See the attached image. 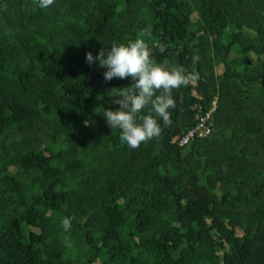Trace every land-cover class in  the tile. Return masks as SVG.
Instances as JSON below:
<instances>
[{"label": "trees", "instance_id": "trees-1", "mask_svg": "<svg viewBox=\"0 0 264 264\" xmlns=\"http://www.w3.org/2000/svg\"><path fill=\"white\" fill-rule=\"evenodd\" d=\"M148 28L189 82L131 149L86 53ZM0 264H264V0H0Z\"/></svg>", "mask_w": 264, "mask_h": 264}, {"label": "clouds", "instance_id": "clouds-1", "mask_svg": "<svg viewBox=\"0 0 264 264\" xmlns=\"http://www.w3.org/2000/svg\"><path fill=\"white\" fill-rule=\"evenodd\" d=\"M35 3L39 9H47L54 0H35ZM147 36L150 28L141 30L134 40L112 42L110 48L101 49L95 57L92 52L86 53L89 66L96 63L98 68L106 69L105 81L128 77L133 81L130 87L116 89L117 99L113 102L118 105L116 110H104L102 114L107 126L119 130L121 142L131 149L160 136V121L171 123L169 110L175 106L173 90L189 82L182 68H168L154 62ZM145 109L148 114H143ZM63 227L66 231L70 229L68 219L63 221Z\"/></svg>", "mask_w": 264, "mask_h": 264}, {"label": "built area", "instance_id": "built-area-1", "mask_svg": "<svg viewBox=\"0 0 264 264\" xmlns=\"http://www.w3.org/2000/svg\"><path fill=\"white\" fill-rule=\"evenodd\" d=\"M211 127L212 121L210 112L202 117H197V124L195 127L178 139V145L180 147H186L196 138H206L211 134Z\"/></svg>", "mask_w": 264, "mask_h": 264}, {"label": "rangeland", "instance_id": "rangeland-1", "mask_svg": "<svg viewBox=\"0 0 264 264\" xmlns=\"http://www.w3.org/2000/svg\"><path fill=\"white\" fill-rule=\"evenodd\" d=\"M217 73H220L219 70H217Z\"/></svg>", "mask_w": 264, "mask_h": 264}]
</instances>
